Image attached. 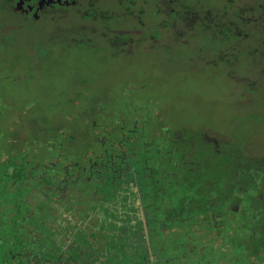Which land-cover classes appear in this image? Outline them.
Wrapping results in <instances>:
<instances>
[{
    "label": "trees",
    "instance_id": "1",
    "mask_svg": "<svg viewBox=\"0 0 264 264\" xmlns=\"http://www.w3.org/2000/svg\"><path fill=\"white\" fill-rule=\"evenodd\" d=\"M66 1L81 27L90 13L107 30L104 50L115 39L125 50L130 33L109 0ZM235 18L241 36L245 19ZM166 25L181 35L179 23ZM243 80L247 103L260 88ZM124 84L75 104L78 128H7L0 104V264H264V152L212 135L197 142L205 131L175 122L152 97L133 101L144 86ZM116 101L121 111L110 109Z\"/></svg>",
    "mask_w": 264,
    "mask_h": 264
},
{
    "label": "rangeland",
    "instance_id": "2",
    "mask_svg": "<svg viewBox=\"0 0 264 264\" xmlns=\"http://www.w3.org/2000/svg\"><path fill=\"white\" fill-rule=\"evenodd\" d=\"M12 1L0 0V104L7 128L33 132L46 122L47 132L78 128L69 115L75 104L91 94L112 98L128 81L145 88L133 101L152 97L175 122L205 131L197 142L212 135L264 152V0H130L134 17L109 0L120 30L130 33L124 51L118 39L103 49L107 30L95 28L90 13L81 27L80 16L55 4L33 21L19 14L27 7L18 11ZM236 12L245 19L241 36L232 25ZM169 23H179L181 35L171 36ZM247 77L260 89L244 103L239 91ZM110 109L121 111V101ZM184 151L183 157L193 152Z\"/></svg>",
    "mask_w": 264,
    "mask_h": 264
},
{
    "label": "flooded vegetation",
    "instance_id": "3",
    "mask_svg": "<svg viewBox=\"0 0 264 264\" xmlns=\"http://www.w3.org/2000/svg\"><path fill=\"white\" fill-rule=\"evenodd\" d=\"M60 1L59 0H34V1L33 0H16L15 1V8L17 10H20L21 7L25 6V7H27V9L25 10V14H28L29 12L35 11L36 12L35 16H37L38 10L43 9V7H46V6H52L54 4H59L60 6H67V8H68L69 5L74 4L73 2H69V1H61L62 3ZM119 4L122 5V9L125 13H126L127 9L129 8V10L131 11L130 12L131 15L133 14V9H132L133 2L132 1H130V0H119ZM67 11L68 10L63 9V12H67ZM132 17H134V16L132 15ZM47 18L51 20L52 17L49 14L46 17L45 21L47 20ZM51 35L52 34H50V36Z\"/></svg>",
    "mask_w": 264,
    "mask_h": 264
}]
</instances>
